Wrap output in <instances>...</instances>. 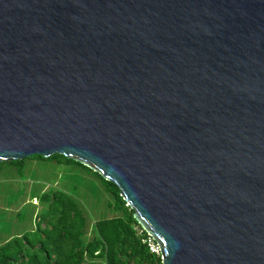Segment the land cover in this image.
<instances>
[{
	"label": "water",
	"instance_id": "95a60500",
	"mask_svg": "<svg viewBox=\"0 0 264 264\" xmlns=\"http://www.w3.org/2000/svg\"><path fill=\"white\" fill-rule=\"evenodd\" d=\"M55 154L162 264H264V0H0V165Z\"/></svg>",
	"mask_w": 264,
	"mask_h": 264
},
{
	"label": "trees",
	"instance_id": "16d2710c",
	"mask_svg": "<svg viewBox=\"0 0 264 264\" xmlns=\"http://www.w3.org/2000/svg\"><path fill=\"white\" fill-rule=\"evenodd\" d=\"M28 160L65 164L82 171L99 193L100 190L104 192L101 197L103 200H113L111 208L114 217H121L131 229L137 226L142 235L136 248L131 246L127 238L120 237L116 254L110 256L109 245L85 203L56 188L50 193L45 192L40 200L34 199L38 200L35 205L44 208L36 228L0 245V264H162L161 257L150 251L147 244L149 235L135 220L134 211L121 197L115 183L59 154L49 158L35 155L21 161L3 162L0 170L8 166L22 171Z\"/></svg>",
	"mask_w": 264,
	"mask_h": 264
},
{
	"label": "rangeland",
	"instance_id": "374dc122",
	"mask_svg": "<svg viewBox=\"0 0 264 264\" xmlns=\"http://www.w3.org/2000/svg\"><path fill=\"white\" fill-rule=\"evenodd\" d=\"M56 188L85 203L109 245L110 256L116 254L120 237L127 238L132 247H137L142 235L140 229L137 226L131 229L121 217H114L113 200H103L104 192L100 190L99 193L82 171L65 164L37 160H28L22 171L8 166L0 170V245L36 228L44 208L35 205L38 200L34 199L40 200L45 192L50 193Z\"/></svg>",
	"mask_w": 264,
	"mask_h": 264
},
{
	"label": "built area",
	"instance_id": "2783aa9c",
	"mask_svg": "<svg viewBox=\"0 0 264 264\" xmlns=\"http://www.w3.org/2000/svg\"><path fill=\"white\" fill-rule=\"evenodd\" d=\"M147 244L152 253L159 255L161 257V250L159 245L150 236L149 239L147 240Z\"/></svg>",
	"mask_w": 264,
	"mask_h": 264
}]
</instances>
